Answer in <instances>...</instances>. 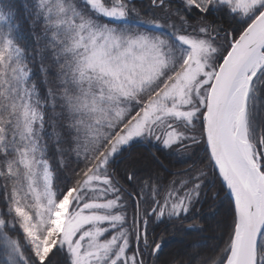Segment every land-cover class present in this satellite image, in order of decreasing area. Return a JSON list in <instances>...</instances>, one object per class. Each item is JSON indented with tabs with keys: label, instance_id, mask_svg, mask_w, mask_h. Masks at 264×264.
<instances>
[{
	"label": "snow or ice",
	"instance_id": "obj_1",
	"mask_svg": "<svg viewBox=\"0 0 264 264\" xmlns=\"http://www.w3.org/2000/svg\"><path fill=\"white\" fill-rule=\"evenodd\" d=\"M0 264H264V0H0Z\"/></svg>",
	"mask_w": 264,
	"mask_h": 264
},
{
	"label": "trees",
	"instance_id": "obj_2",
	"mask_svg": "<svg viewBox=\"0 0 264 264\" xmlns=\"http://www.w3.org/2000/svg\"><path fill=\"white\" fill-rule=\"evenodd\" d=\"M5 3L13 4L22 14V6L25 0H5ZM22 32L27 35L28 25L24 21H21ZM207 220L206 222H201V227L208 229L207 231H202L199 233H193L191 236H186L183 233H176L166 236L167 246L164 248L165 255L164 260L170 258V254H180L183 253L189 245H193L192 254L196 255L201 251L202 244H208L214 246L218 241L213 237H218L219 233L216 231V224L213 220L212 212L206 209Z\"/></svg>",
	"mask_w": 264,
	"mask_h": 264
}]
</instances>
